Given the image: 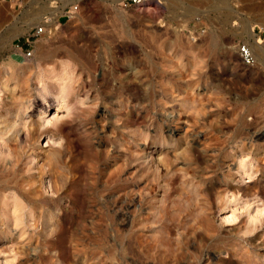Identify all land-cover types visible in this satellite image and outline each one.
<instances>
[{"label":"rangeland","instance_id":"obj_1","mask_svg":"<svg viewBox=\"0 0 264 264\" xmlns=\"http://www.w3.org/2000/svg\"><path fill=\"white\" fill-rule=\"evenodd\" d=\"M66 1L0 0V153L13 156L0 159V253L15 245L18 264H264V228L241 237L247 218L221 225L216 204L227 190L264 198V64L243 65L231 45L264 27V0ZM65 62L81 77L73 119L41 133ZM84 96L98 109L79 108ZM61 136L62 149L44 146ZM247 154L260 175L243 185ZM10 191L31 208L23 241Z\"/></svg>","mask_w":264,"mask_h":264},{"label":"clouds","instance_id":"obj_2","mask_svg":"<svg viewBox=\"0 0 264 264\" xmlns=\"http://www.w3.org/2000/svg\"><path fill=\"white\" fill-rule=\"evenodd\" d=\"M53 5H55V0H52ZM11 71V69H9ZM193 78H195L193 76ZM55 83L59 85V95L53 97L59 103H56L55 113L52 114L50 117L47 113H44V116L48 117L44 119L41 126L40 132L43 133L46 129H58L59 126L65 122L73 119V114L75 111V105L69 104V97L68 93L71 90V93L74 95V89L77 85L81 82V77L77 75V69L74 65L70 62H65L63 67L62 73L60 76L55 78ZM38 87L48 95L46 85L43 79L38 80ZM2 95V94H0ZM62 98V99H61ZM88 96H84L78 101L79 108H88L91 107L93 109H98L99 102L97 101L94 104L88 103ZM44 103L47 104V100L44 99ZM219 107V105H218ZM32 106L25 110V114L27 115L28 112L32 111ZM63 113V114H60ZM206 112L203 111H196V112H189L188 115L192 116L195 115L196 117H201L206 115ZM30 119L25 120L23 123V131L25 133L30 132L32 129L30 127ZM20 127L18 124H14L13 128ZM0 143H3V140L0 139ZM147 143V142H145ZM65 144V140L63 136L59 139H52L49 137L46 141L44 146L55 149H62L63 145ZM177 156L182 155V153H177ZM0 159L2 160H13V156L11 152L8 153H0ZM157 159L164 163L165 155L161 154L157 157ZM37 161L35 159L31 160V164L29 165V169H31L32 165H35ZM237 169L238 174L242 175L241 183L243 185L250 184L257 180L260 175V172L257 170V165L251 156V154L241 156L237 161ZM159 171V170H157ZM57 194L52 193V196L55 197ZM5 200L11 199L14 203V207L12 208L11 214L14 217L13 228L17 231H21L22 234L19 236L20 240H25L27 236V230L30 228H34L35 225L31 223H26V214L30 217L31 216V208L27 205L15 191H10L5 194ZM199 199V198H198ZM216 204L218 205V214H226L220 216V223L221 225L225 226H233L237 225L238 222L241 220L242 217L247 218V225L248 228L241 232V237H251L256 234L261 228H264V198L260 197L257 193L253 195L251 199L243 197V193L241 191H231L227 190L223 192L221 196H219L216 200ZM203 214V210L201 213ZM155 227V225H153ZM51 238V234H50ZM176 239H180V234L177 233ZM15 245H12L10 250L7 253H0V256L6 257L3 260H0V264H18V261L22 258L20 255L17 254L16 251L12 250L15 249Z\"/></svg>","mask_w":264,"mask_h":264},{"label":"built area","instance_id":"obj_3","mask_svg":"<svg viewBox=\"0 0 264 264\" xmlns=\"http://www.w3.org/2000/svg\"><path fill=\"white\" fill-rule=\"evenodd\" d=\"M133 2H142L144 0H132ZM78 3L74 2L63 8V15L71 17L77 9ZM45 30L44 23L38 25L35 29L36 33H42ZM251 37L241 36L232 40V47L235 49L239 61L245 66L260 67L264 64V27L262 25L253 24L250 27ZM253 42L258 47H254ZM30 55L29 49L26 52Z\"/></svg>","mask_w":264,"mask_h":264},{"label":"bare ground","instance_id":"obj_4","mask_svg":"<svg viewBox=\"0 0 264 264\" xmlns=\"http://www.w3.org/2000/svg\"><path fill=\"white\" fill-rule=\"evenodd\" d=\"M50 1H52V0H50ZM71 1H72V0H67L66 3H69V2H71ZM115 1H116V0H115ZM56 2H57V0H56ZM64 3H65V2H64ZM66 3H65V4H66ZM51 4H53V3H51ZM62 7H63V4H62ZM51 14H53V12H52ZM55 15H56V13H55V10H54V16H55ZM51 18H52V17H51ZM24 30H25V29H24ZM249 35L251 36L250 26H249ZM253 45H254V47H258L257 44L254 43V42H253ZM263 56H264V55H263ZM1 182H2V181H1Z\"/></svg>","mask_w":264,"mask_h":264}]
</instances>
